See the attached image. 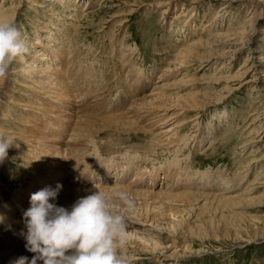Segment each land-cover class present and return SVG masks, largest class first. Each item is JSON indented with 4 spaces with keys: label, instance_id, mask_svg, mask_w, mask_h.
<instances>
[{
    "label": "rangeland",
    "instance_id": "374dc122",
    "mask_svg": "<svg viewBox=\"0 0 264 264\" xmlns=\"http://www.w3.org/2000/svg\"><path fill=\"white\" fill-rule=\"evenodd\" d=\"M263 1L48 0L42 6L44 0H0V207L12 204L9 213L0 209V216L9 222L8 229L19 214L18 203L27 213L52 190L47 174L30 176L27 165L39 159H26L25 139L32 135L26 148L38 144L36 138L45 139L46 146L62 141L66 147L76 124L85 119L96 130L80 150L90 155L68 161L66 172L86 181L95 162L109 186L87 197L101 210L114 205L165 224L174 217L182 225L172 236L180 242L174 245L178 257L137 251L132 264H264ZM250 34L251 43L244 47ZM216 35L217 46L206 45ZM182 50L197 57L184 58ZM36 56L47 66L44 74L36 71L39 65L26 71ZM70 62L77 80L66 75ZM173 66L178 70L170 71ZM50 78L62 88L61 79L70 78V94H59L68 99L58 102L40 90L35 93L31 81L48 83ZM162 83L169 111L164 119L158 121V112L132 116L133 101H146ZM138 124L145 131L132 127ZM171 127L174 144L161 142L155 133ZM73 140L64 156L75 157ZM144 160L142 188L148 192L138 184L125 186L141 172ZM119 177L123 184L113 186L109 180ZM167 184L174 187L168 192L178 195L157 193ZM110 197L118 202L111 204ZM182 245L190 252L185 254ZM37 254L32 255L39 261ZM104 259L102 252L58 264H100ZM1 260L16 263L10 257Z\"/></svg>",
    "mask_w": 264,
    "mask_h": 264
},
{
    "label": "bare ground",
    "instance_id": "6f19581e",
    "mask_svg": "<svg viewBox=\"0 0 264 264\" xmlns=\"http://www.w3.org/2000/svg\"><path fill=\"white\" fill-rule=\"evenodd\" d=\"M47 2L48 0H44L42 6H47L46 4ZM261 14H259L258 18L261 16ZM1 15L2 14H0V17L2 18ZM251 36L252 35L250 34L248 40L246 39L247 41L246 42L244 41L245 42L244 47L251 43ZM217 41H218V35H216V37L213 39V42L209 41L206 45H208L209 47H212L214 45L217 46V43H218ZM185 48H183V50ZM183 50H182V54L184 58L188 56L197 57V55H192L189 52H185ZM45 55L44 54L42 55L41 60H45L47 58V56ZM35 58H36L35 59L36 62L29 63V67L26 68V71L29 72L30 68H33L39 65V67L36 68V71L40 73V75L44 74L45 68L47 67L44 64L45 62L40 63L39 59H37V56ZM51 60L53 59L51 58ZM178 68L179 67L177 66L170 67V71L175 72L174 70H178ZM7 69H8V66H6V68L4 69L5 72ZM69 69L71 71L70 72L65 71L66 75L70 76L74 73L78 74L72 62H70L69 64L68 70ZM165 73L164 75H162L163 77H161L160 75L161 79L163 80L165 79ZM168 73H169V76L172 75V73H170L169 71ZM74 76H71V78L73 77L74 79ZM61 80H62V83L64 84L63 88H62V85L58 86V84L55 82L53 78H50L48 80V83H46L42 79H39V80L34 79L31 82H33V84L36 87L35 93L40 90L41 94L43 95L50 94V96L52 95L51 99L53 98L54 100H57L58 102H62L63 99H68V98L64 95L60 96L59 94H62V92L70 94V91L68 90L69 83L67 82V80L66 82L63 79ZM29 83L30 81L29 82L26 81L25 86L27 87V84ZM155 85H158V84H155ZM163 85L164 84L162 83L158 85L156 89L154 88L155 91L154 92L152 91L149 95H147L148 99L146 101L140 100L138 98L135 99L132 105V111H131L132 116L136 114H140L139 117H141V116H144L145 113L152 114V112L153 113L158 112L159 115L156 114L158 121L160 119H164V116H166L169 113V111L166 109L167 108L165 107L166 105H164V103L167 102L166 101L167 98H166V95L163 93ZM39 87H41V89H39ZM56 90L57 92H54ZM49 92H52L53 94ZM32 109L35 110L34 108ZM5 115H6V112H5ZM159 116H162V117L159 118ZM25 118L26 120L28 119V117H25ZM80 118H82V116ZM134 120L136 123H138L140 119L137 120V118H134ZM18 121H19V118H18ZM82 121H85L84 126L82 125ZM109 124L115 125L116 127H121L122 129H128L129 127L122 123L120 124V122L118 123L117 121H111ZM132 127L133 128L136 127L134 128L136 130L141 129L142 131H145L144 125L141 126L138 124V126H132ZM154 128H156V126H154L152 129ZM75 129L76 130L74 131V133L73 134L71 133L70 140L67 143L68 145L74 139L73 143L77 146L75 157L70 154H67L64 156V152L67 148V145L66 147H63L62 141L59 144L55 142V144L53 145L46 146L45 143L47 142H45L46 141L45 139H41L40 141L39 139L36 138V141L39 144V145L38 144L36 145L41 146V149L38 150L37 152L36 149H38V147L35 145V143L34 144L29 143L30 147L26 148V144L31 139L32 135L31 134H30L31 136L29 135L30 136L29 140H28L29 137L25 139L26 142H24L25 147L23 150L25 151L26 159L29 160V156L39 159L38 162H35L33 160L31 162L33 163V165H27V169L29 170L28 172L30 176H32V179H34V178H37L41 174H47L48 177L52 178V182H51L52 190L48 197H45L42 201L37 200L36 202L38 203L35 206H33L30 209V211L27 213L24 212V206L21 203L17 202L19 206V214L16 220L10 226L9 229L7 225H5L7 227L6 231H4L2 228L1 229L3 231L0 229V264L2 262L1 259H3L4 256L8 258L12 255L19 257V261L16 262L15 264H32L36 260L34 257L30 258L28 254H33V253L35 254L38 253L37 256L41 260V261L37 260L38 261L37 264H58V262L61 260H71V259L82 260L83 258L85 259L86 257H89L90 259L92 258L93 255L97 256V255H100L102 252L104 253L105 259L100 264H132L131 261L133 262V260L136 259V256H139V253L141 252H144V253L145 252L146 253L161 252V253H165L168 256L179 255L180 251H178L177 249L178 247L174 249V245H176V243L180 244V242L173 241L172 236H175V234L180 233V227L182 228V225L180 224V220H176L174 219V217H170L169 221L165 224V223H162L156 220L155 217L148 215L147 213H140L141 215L145 216L144 218H141V216H138L134 211H131L128 208L118 207V210H117V208H114V205H111V206L104 205L106 206V208L104 207L101 210L99 207V204L91 201L89 197H87L89 193H93L94 191H97L98 189H102V188L104 189V188L109 187V186H105L104 184L106 182V179H104L105 178L104 176H106V173L98 174L97 169L94 168L95 162L92 164L94 166L91 167L89 179H87L86 181L80 182L81 180H79L78 178L75 179V176L77 175L76 173L72 179L71 177H69L70 175H68L69 174L67 173L68 171L66 172L68 168L67 166L68 163L69 162L76 163V161L79 158L90 155V153L81 152L80 150L82 146L88 145L90 142H92L93 139H88L91 136H93L92 134H89V132L96 131L94 129V125L86 121L85 119H81V121L76 124ZM173 130H175V127H171L169 129L165 128L164 130L161 129L158 132H156L155 135H158L159 137L163 139L161 142H164V140L167 139L168 144H174L175 140H173L172 136H174L175 134L173 133ZM171 132L174 135H170ZM263 133L264 132L262 131L260 134H263ZM32 140H35V139H32ZM22 142L20 143L22 144ZM141 162H142L141 172L139 174L136 172V176H134L131 180H129L125 186H129L128 188H132L135 186V184H138V186H140L139 188L142 191L144 190V192H148L147 189L142 188L144 186L143 178L147 172L146 160L141 161ZM27 164H30V163H27ZM125 164L126 163H124V165ZM36 165H38L40 169L36 168L35 167ZM97 167H98V164H97ZM127 168L129 167L127 166L124 167L122 172L126 173ZM98 176H101L102 178L100 181L94 182L90 180V178L95 179ZM122 180L123 179L119 177V178H115L114 180H109V181L112 184H114L113 186H120L121 184H123L121 183ZM166 186L167 187L169 186V187L167 188ZM110 188L114 191V187H112V185L110 186ZM159 188L161 189L160 191H157V193H161L164 195H178V192H175L176 194L168 192L169 190H173L174 188L172 187L171 184L161 185ZM180 193L183 194V192H180ZM110 198H111L110 199L111 204L112 202L114 204L115 202H118L116 198H113V197H110ZM3 207L10 211L12 204L3 205ZM173 216H175V214ZM13 219L14 218H11L10 221H13ZM140 219H143V220L141 221ZM4 223H7V221H4ZM1 225L3 224L0 221V226ZM165 227H167L166 231H165ZM166 238L167 239L170 238L171 240L165 241ZM129 246L135 247L133 249L134 251L130 250ZM188 248L190 247L187 245L181 246V250L185 254L190 252L191 249L189 250ZM135 263L138 264L139 260H137Z\"/></svg>",
    "mask_w": 264,
    "mask_h": 264
}]
</instances>
